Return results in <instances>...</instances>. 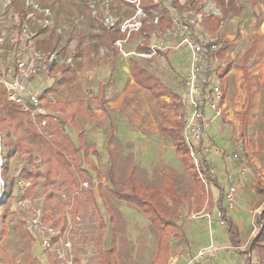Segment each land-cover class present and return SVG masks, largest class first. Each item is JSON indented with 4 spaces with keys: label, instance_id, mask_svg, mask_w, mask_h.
<instances>
[{
    "label": "rangeland",
    "instance_id": "1",
    "mask_svg": "<svg viewBox=\"0 0 264 264\" xmlns=\"http://www.w3.org/2000/svg\"><path fill=\"white\" fill-rule=\"evenodd\" d=\"M21 1L28 8V25H32L34 31L38 32V23L44 27L54 26L61 32L63 44H67V51L58 52L64 60L62 64L74 66L76 77L44 98L58 123L63 124L68 142L82 146L79 158L92 177H84L75 186L65 185L63 176L40 177L34 194L22 196L30 199L28 205L22 206L19 200L23 190L18 181L24 180L20 177L21 168L29 165L20 156H14L10 160V173L16 181V196L11 210H6L5 219L0 222V247L17 256L18 264H31L35 259L48 264L47 251L57 264H101L100 247L96 243L103 220L106 231L102 246L109 249L113 236L116 237L117 264H168L173 255H180L177 264H185L187 253L195 255L211 245L213 251L200 256L198 264H202L201 259L205 257L216 260L213 264H264L255 251L248 252L257 234L264 231V223L259 221L264 210V192L255 190L257 183L264 188V0H237L240 14L223 19L218 34L223 37L221 43L230 42L226 53L232 58L229 63L234 69L221 83H214L224 88L221 115L214 116L209 109L204 111L207 124L202 139L205 145L217 150L205 151L215 168L212 176L219 181L224 195L231 185L236 186L235 207L227 214L241 229L238 246L229 240L226 221L224 225L217 222L219 189L207 178L203 179L205 186H199L195 170L184 166L181 153L162 127L167 115L177 114L183 124L187 118L183 106L186 107L187 102L185 81L190 68L189 51L179 46L177 39L170 38L165 42L171 46L167 58L162 53L153 58L139 56L136 52L140 51L138 46L144 38L138 33L123 45L127 54L120 52L113 58L111 51L104 48L90 52L97 27L90 24L87 16L90 14V18H99L105 23L111 19L120 24L125 20L131 23L138 9L134 11L125 1L136 0H34L35 11L29 7L28 0ZM200 1L203 12L222 17L217 2ZM47 11L51 16L45 26ZM192 17L199 20L200 14ZM17 19V13L7 10L5 1L0 0V22L11 30L13 39H20L22 35L12 28ZM34 20L37 24L32 22ZM197 27L196 33L204 41L216 38L217 34H208ZM131 58L160 78L169 91L160 97L166 104L150 89L134 81L130 72ZM10 64V60L0 58L2 68ZM58 65L61 64L53 68ZM62 74L54 72L57 78ZM50 75L39 74L32 80L39 93L53 84L55 79ZM170 92L179 95L181 100L173 98ZM80 131L83 139L79 137ZM183 136L186 140L185 127ZM187 146L190 151L188 143ZM110 156L114 163L113 183L108 178ZM201 165L195 166L200 173L204 168ZM29 168L44 170L39 162ZM73 171L77 173L74 167ZM2 185L3 181L0 191L4 194L5 184ZM91 188L95 204L89 206L81 197V210L76 212L75 197H80L81 190ZM113 188L135 189L146 200V209L154 208L155 215L177 223L184 230L180 236H170L167 256L162 262L157 260L160 230L145 209L118 198ZM209 190L214 196L213 207L208 202ZM50 192L53 193L51 198L48 197ZM224 204L227 205L225 198ZM33 213H39L44 224L51 226L58 236L51 251L45 250L39 236H34L27 227ZM47 214L53 216L50 224L45 221ZM211 237L215 243H210ZM262 244L264 248V239ZM60 253L64 258L59 257Z\"/></svg>",
    "mask_w": 264,
    "mask_h": 264
},
{
    "label": "trees",
    "instance_id": "2",
    "mask_svg": "<svg viewBox=\"0 0 264 264\" xmlns=\"http://www.w3.org/2000/svg\"><path fill=\"white\" fill-rule=\"evenodd\" d=\"M7 10L13 9L18 15L16 23H13L12 28H16L17 32H21V24L23 20L26 19L28 8L25 5V2L21 0H4ZM222 9V17L212 12L205 13L202 11L203 3L200 0H139L134 2L125 1L128 5L132 6V9L135 11L140 7L145 16L142 17V27L139 31H123L121 24L115 22L114 26H109L105 21L100 20L99 18H90V14L87 16L91 21L92 26H96L97 30L93 34L95 40L90 44V52H96L100 48H104L108 51H111L112 57L116 58L120 51L115 45V41L119 39H126L128 41L132 40L138 33L144 38L143 43L138 46L140 51H148L150 48L149 41L153 42L155 38L161 39L165 42L169 37H167L166 32L169 28L173 26V20L176 15H180L182 18L185 17L186 13L196 16L200 14V19L197 18V24L191 25V31L195 38L204 42V40L196 33L198 29L197 26L201 27L208 34H217L216 38L213 41H216L218 44L221 43V37L218 34L220 31V26L223 19L229 15H239L241 12V7L238 5L237 0H214ZM46 5L49 7L48 3ZM30 7V6H29ZM33 10L35 8L30 7ZM84 11V10H83ZM82 11V13H83ZM84 15V14H83ZM85 16V15H84ZM157 19V21H155ZM36 23V21H32ZM37 24V23H36ZM38 25V32H36V38L34 40L37 50L40 51H67V44L62 42V34L58 32L56 27H44L42 24ZM32 26V25H31ZM33 28V27H32ZM11 30L3 23L0 22V58L2 60H10L12 64L17 62L19 57V49L22 47V38L13 39L10 37ZM176 39V38H175ZM209 42V41H208ZM230 45L229 40H225L220 44L218 50L220 61L217 64L209 66V80L206 90L208 98L210 97L211 89L210 86L213 85L216 81H222L224 75L231 68V63L226 59V51ZM169 50H160L166 58L169 56ZM75 53V52H74ZM226 59V60H225ZM61 71L62 76L57 78L54 75L55 68H51V73L54 75L53 84L46 88L43 92L40 93L41 97H46L52 92L58 90L59 85L64 84L67 81L72 82L76 75L73 73L75 70L74 66L70 63H65L58 65ZM130 72L134 81L147 89H150L155 97H157L164 104L165 101L161 100V95L164 92H169L165 85L161 82L160 78L152 72L150 69L142 65L138 60L131 58L130 59ZM2 69L0 66V76ZM66 73H71L69 76H65ZM222 91L223 86L221 84ZM170 95L173 98L180 99V96L170 92ZM224 96V91H223ZM223 99L220 101L222 104ZM173 103V107H174ZM46 108H48L50 121H49V134L46 135L41 132L37 124L41 123L43 116L39 115L37 117L33 116L30 111H26L22 106L12 101L8 98V95L4 88L0 86V137H1V157L3 160V165L1 168V178L5 184L4 194L0 202V222H3L5 219L6 210H11L12 201L16 196L14 194L15 180L10 173V160L18 155L24 159L25 163L29 166L24 165L20 170V177L25 181L31 183V185L26 188L23 193L20 192V196L31 197L36 187L39 183L40 177H59L63 176L65 178V185L75 186L77 183L82 180L84 177L91 178L92 175L88 172L79 158V153L83 150L82 146L72 145L68 142L64 126L62 123H58V118L56 121L53 119L56 116L52 108L44 102ZM55 107V106H54ZM57 108V107H56ZM182 108V103H181ZM55 109V108H54ZM185 112V118L187 116L186 107L183 106ZM72 118L74 115H72ZM162 127L167 135L172 139L174 146L177 151H179L180 159L186 168L194 169V175L199 182V186H205L204 178L210 179L211 183L214 184V187L218 188L220 194L218 196L217 202L218 207L222 209L223 218L226 221V228L228 232V237L232 245L238 246L241 240V229L239 225L234 221L231 215L227 214L226 206L224 204V190L222 189L219 181L216 177L212 176L209 172V158L208 153L202 150L201 146L204 144V138L201 141L200 147H198L199 159L201 161V166H204L202 173L198 171L195 167V163L190 155L189 148L187 146L186 140L183 136V131L185 127V122L178 119L177 114L167 115L163 121ZM181 135V136H180ZM79 137H82V131L79 133ZM84 152V151H83ZM84 157L87 159V149H85ZM84 158V159H85ZM41 163L44 166L43 171H33L29 167L37 166V163ZM108 178L110 182H114L112 175L114 172V163L113 158L110 156L108 163ZM73 167L77 170V173L73 171ZM201 174V175H200ZM212 176V177H211ZM206 188V187H205ZM116 196L120 199L129 201L141 208L150 216L151 221L156 225V227L161 232V239L159 242V255L158 261L162 262L168 252V241L170 236L181 235L184 231L182 228L177 225V223H169L165 221L159 215H155L154 208H148L144 206L146 200L143 199L135 189L131 190H118L113 188ZM255 190L258 192H264V188L257 183ZM200 191V188H198ZM80 197H75L74 205L76 207V212L81 210V197H83L88 205L95 204V194L93 189L81 190ZM53 193H49L48 197L51 198ZM208 202L211 207L214 206V196L213 192L209 190L208 192ZM153 210V211H152ZM5 213V214H4ZM113 215V213H111ZM263 220V221H262ZM46 223L50 224L53 222V216L47 214L45 216ZM259 221L264 223V210L262 211ZM183 230V231H182ZM106 225L103 220L100 222L99 237L97 240V245L100 247V262L101 264H117L116 260V237L112 238V246L109 249L103 248V241L105 237ZM29 232V231H28ZM32 233V232H31ZM29 232L31 239H34L33 235ZM1 238V236H0ZM264 239V231L257 234L255 241L252 242V245L249 247V251L256 252L259 258L260 263L264 262V248L262 241ZM57 238L53 240V243ZM48 264H57V260L53 255L47 251ZM18 258L15 255L8 254L4 249L0 247V264H18ZM77 262V260H76ZM31 264H42L40 260H33ZM152 264H157L154 262Z\"/></svg>",
    "mask_w": 264,
    "mask_h": 264
},
{
    "label": "built area",
    "instance_id": "3",
    "mask_svg": "<svg viewBox=\"0 0 264 264\" xmlns=\"http://www.w3.org/2000/svg\"><path fill=\"white\" fill-rule=\"evenodd\" d=\"M136 1L139 3V0ZM28 3L30 4H28L30 7L34 8V0H28ZM137 9L138 11L131 23L126 20L121 23L122 30H128V34L132 30L139 31L142 27L141 19L145 16V13L140 7ZM49 16H51V12L47 11L44 19L45 23H43L45 26L50 23ZM28 19L29 16H26V19L23 20L21 24L20 33L22 34L21 38L23 42L22 47L19 49L17 62L3 68L1 67L2 73L0 76V86L5 89L8 98L19 103L24 110L30 111L35 117L39 115L43 116L41 123H38L37 127L41 132L48 135L50 116L48 109L44 105L45 98L40 96V93L32 84V80H34L39 74L48 76L51 73V68L59 63H64V60H62L63 58L58 51H40L35 49L36 46L34 40L36 38V32L28 25ZM195 19L196 18L191 16L182 18L180 15H176L173 20V26L167 30L166 35L169 39L176 38L179 42V46L185 47L190 53V68L185 81L187 88V118L185 120V134L187 143L190 147V153L198 166L199 163L201 164V161L197 149L200 147L203 130L207 124L204 111L205 109H209L214 116L221 115L223 105L220 104V101L222 100L223 92L220 86L213 84L210 86V97L208 98V95L206 94V90L208 89L207 84L210 78L209 66L219 63L220 58L218 50L220 44L216 41L202 42L195 38L191 31V25L197 24L198 20ZM155 21H157V19ZM106 24L114 26L115 21L113 19L107 20ZM127 42L128 37L126 39L115 41L118 50L123 54H127L122 48ZM165 42L156 38L153 43H150L148 51H137L136 54L146 58L157 57L160 54V50H167L171 47ZM53 119L56 121V118ZM201 148L204 151L217 152V150H213L214 146L202 144ZM2 165L3 160L0 154V188L3 181L1 180ZM209 172L211 174L215 173V168L212 164L209 166ZM18 185L20 189L24 191L29 187L30 183L24 180H19ZM2 186L4 187V182ZM235 192V185H231L225 192L227 211H232L235 207ZM2 197L3 191H0V201ZM19 203L22 206H26L30 203V199L22 197L19 200ZM216 214L217 222L220 225H224L225 219L223 218L222 209L218 208ZM27 222L28 229L34 234V236H39V240L44 249L51 251L53 240L58 237L56 236L57 234L55 230L51 226L44 224L42 216L39 213H33ZM211 246L199 250L195 255L187 253L188 259L185 260V264H198L200 256H203L206 251H213L214 246ZM212 256L214 257L215 254L212 253ZM59 257L64 258L61 253ZM179 258L180 255L171 256L168 264H177Z\"/></svg>",
    "mask_w": 264,
    "mask_h": 264
},
{
    "label": "crops",
    "instance_id": "4",
    "mask_svg": "<svg viewBox=\"0 0 264 264\" xmlns=\"http://www.w3.org/2000/svg\"><path fill=\"white\" fill-rule=\"evenodd\" d=\"M73 51H75V50H73ZM226 55H227V53H226ZM227 59L229 60L230 59V61H233L232 60V58H229V56L227 55ZM76 62V61H75ZM233 69H234V66L232 65L231 66V68H230V70L229 71H227L226 72V74L224 75V77H226V76H228L232 71H233ZM58 72V71H60V69H59V67L57 68L56 67V69H55V72ZM50 74H52V73H50ZM49 74V75H50ZM57 75V74H56ZM51 76V75H50ZM52 76H54V75H52ZM58 76V75H57ZM39 82V81H38ZM209 218V217H208ZM211 242L210 243H215V241H214V237L212 238L211 237V240H210ZM187 243V242H186ZM209 244V243H208ZM216 260H211L209 257L207 258V257H205V258H203V259H201V263L202 264H213V262H215Z\"/></svg>",
    "mask_w": 264,
    "mask_h": 264
},
{
    "label": "water",
    "instance_id": "5",
    "mask_svg": "<svg viewBox=\"0 0 264 264\" xmlns=\"http://www.w3.org/2000/svg\"><path fill=\"white\" fill-rule=\"evenodd\" d=\"M0 140H1V137H0ZM0 149H1V144H0Z\"/></svg>",
    "mask_w": 264,
    "mask_h": 264
}]
</instances>
